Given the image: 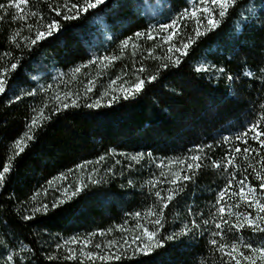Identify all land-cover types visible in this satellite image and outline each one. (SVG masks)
I'll return each instance as SVG.
<instances>
[{
	"label": "trees",
	"instance_id": "trees-1",
	"mask_svg": "<svg viewBox=\"0 0 264 264\" xmlns=\"http://www.w3.org/2000/svg\"><path fill=\"white\" fill-rule=\"evenodd\" d=\"M58 2L63 0H29L28 5L22 6L27 21L21 19L15 3L7 12L0 9V70L22 61L19 72L29 81L22 87L34 93L23 95L13 83L7 95L0 94V171L8 163V157H13V169L0 188V223L8 225L0 227V240L15 245L8 247L3 256L18 253L21 246H26L27 255L35 257L33 264L82 261L93 264L81 255L85 241H88L85 252L103 254L107 248L96 249L97 243L104 246L109 240L122 243L142 233L144 226L156 231L150 221L159 218L163 205L155 192L160 191L165 198L170 194L174 186L169 181L184 167L180 161L197 154L196 145H200L201 154L210 159L203 161L204 167L195 180L182 185L184 191L163 208L165 228L158 231L167 236L184 224L190 226L193 219L202 228L203 220L207 219V230L196 229L195 238L178 236L146 256H132L129 251L123 260L110 264H221L220 254L208 244L221 215L216 204L219 191L235 172L234 186L223 201L227 209L224 218L232 222H237L236 212L256 215L255 209L248 208L238 195H232L239 192L241 179L246 177L245 183L254 185L264 202L260 180L253 171L264 175L260 156L234 151L237 145L241 149L260 147L251 140L252 133L247 145L235 137L245 131L250 121L259 118L262 111L259 105L264 103L259 72L264 67V16H261L264 0H237L235 15H230L215 32L190 45L191 54L182 58L179 67L163 70L156 81L146 83L140 94L129 100L120 99L111 106L107 105L113 94L109 82L116 78L129 85L139 78L147 81L150 75L157 74L159 64L168 55V45L160 32L153 31L152 40L147 35L137 38L133 34L177 20L181 35L175 43L187 42L189 36L195 38L194 20H180L179 13L185 7L201 6L200 0H138L142 18H136L135 13L125 18L122 12L116 18L109 16L103 24L91 17L67 21L63 32L49 37L48 42H41L35 49L17 48L11 40L17 31L21 32L17 37L21 45L23 37L33 35L27 27L28 23L36 22L30 13L43 12L48 16V5ZM0 4L7 7L9 0H0ZM128 36H133V40L122 45L121 41ZM102 58L108 59H103L105 70L100 73L98 65ZM141 66L142 73L138 71ZM76 68L81 69L79 73L74 71ZM249 71L252 76H245ZM55 73H75L68 76L77 87L72 92L80 96L81 105L53 115L61 102L40 90ZM90 78L95 82L88 103L105 95L101 108L83 106V88ZM14 91L22 96L21 100L15 101ZM9 99L13 103H8ZM41 109L51 118L34 129L35 139L28 143L25 152L16 156L15 141L23 136L27 124L33 116H39ZM224 137L229 140L226 142ZM229 152L234 161L225 169V154ZM260 155L264 156V152ZM213 162L219 167H213ZM89 174L101 183L91 184ZM81 184L84 188L77 196L57 209L51 208L54 200L65 198L63 189L72 192ZM43 204L49 205L47 214L41 210L34 219H23L33 215V207ZM149 210L157 216H147ZM136 212L141 213L139 218ZM138 224L141 227L137 228ZM215 238L229 245L249 240L257 247L264 244V234H253L247 226L239 231L226 229L223 239ZM73 240L77 243L73 244ZM237 247L251 254L242 244ZM69 248L76 254L73 260L66 258ZM238 258L242 264H248ZM0 264H4L3 258ZM95 264L101 262L97 260Z\"/></svg>",
	"mask_w": 264,
	"mask_h": 264
},
{
	"label": "snow or ice",
	"instance_id": "snow-or-ice-1",
	"mask_svg": "<svg viewBox=\"0 0 264 264\" xmlns=\"http://www.w3.org/2000/svg\"><path fill=\"white\" fill-rule=\"evenodd\" d=\"M12 3H15V7L19 9V15L22 20L27 21L28 17L24 15V8L22 6L28 5L29 0H9V5L6 7L4 4H0V9H3L5 12L8 11V8L11 7ZM199 7H185L183 12L179 13V19H190L195 22V33L193 38L189 36L187 38V42L175 43L177 37H180V25L177 23V20H171V23H159L157 29H152L150 26L145 31H136L133 35L134 37H142L147 35L149 40L154 39L153 31H158L160 33L167 32L168 34L163 37L164 43L168 44L167 53L162 62L159 64L156 75H150L148 80L146 81L143 78H139L134 81L131 85L124 83L119 89L113 87V94L107 101V105L111 106L112 104L118 102L120 99L129 100L134 98L137 94H140L144 89L146 83L156 81L163 70L171 69L174 67H179L182 64V58L187 57L191 54L190 45L196 44L201 37H206L209 33L215 32L217 29L222 27V22L226 23L230 15H235V9L237 8V0H200ZM139 3L138 0H63V3H54L49 4L48 9L50 15L45 16L43 12L39 15L36 11H32L30 13L31 17L35 19V24L28 23L27 27L30 32L33 33L32 36L23 37L24 44L21 45L17 41V37L21 36V32L17 31L12 37L11 40L16 44L17 48H33L40 46L41 42H48L49 37H56L60 33L63 32L65 22L67 21H76L85 18H94L100 24H103L105 20L111 16L113 18L119 17L123 12L125 18L129 15L135 13L136 18H142L140 16V12L138 11ZM261 16H264V10L261 11ZM38 17V18H37ZM2 19V18H0ZM245 27H250V25H245ZM133 40V36L126 37L123 41H121L122 45H128L130 41ZM151 54V50H149ZM4 55H9V53H5ZM108 59V58H102ZM110 59L115 60V57H111ZM23 62L17 61L10 63V68L5 67L3 70H0V94L7 95L13 83L16 84V88L20 90L23 95L32 96L34 93L32 91H28L23 88L22 85H26L29 83L27 78H25L22 73L19 72V69L22 67ZM80 68L74 69L76 73L80 72ZM139 72H143L144 68L141 66L138 69ZM199 71V69H197ZM219 71L223 72V69H219ZM260 72V87L264 88V67L259 69ZM245 76H252V72H246ZM232 79V77H229ZM91 81L89 84L91 85ZM117 83L116 80L112 81V85L115 86ZM92 87H88L84 98H83V106L97 109L101 108V100L103 97L96 98L93 102L88 103V100L91 98L88 94L92 92ZM117 92L122 93L118 95ZM15 101L21 100L22 96L15 94L13 92ZM107 95V94H106ZM70 100L69 104L67 101ZM8 103H13L12 99L8 100ZM81 105L80 96L76 95L73 98L72 93H67L65 95V100L61 102L59 106H57L53 115L56 113L66 110L69 107H78ZM260 109L262 111L259 113V118L250 121L248 123L247 128L241 134H237L235 139L237 141H242L245 145L248 144L249 133H252L251 140L257 141L259 144V149L249 148L247 146L241 147L237 145L234 149L236 154H239L241 150L245 154L255 153L260 156V162L264 164V156H261L260 153L264 152V103H260ZM35 111V109H33ZM51 117L45 115L44 109H41L39 112V116H33L30 122L27 124V130L23 133V136L20 139L15 141V148L18 150L15 152L16 156H19L21 153L25 152L28 143L35 139L34 129L42 127V121L50 119ZM224 140L227 142L229 140L228 137H224ZM203 149L200 145H196L197 154L191 155L186 160H181L180 163L184 165L183 169L180 173L176 174L173 179L169 181L171 185H173V189L169 195L165 198L160 191L155 192V196L161 202L163 207L159 213V218L152 219L150 221L151 225H153L157 230H150L149 227L144 226L142 233L138 235H134L131 238L124 239L123 242L109 240L107 246L101 245L97 243L95 245L96 249H101L102 247H106L107 251L103 254H99L92 251H84V248L87 247L88 241L84 242V246L81 248L80 252L82 256H86L90 261L95 264L97 260L101 262V264H105V262L112 261H121L123 260L129 253L131 252L132 256L137 255H149L156 249L163 248L167 241L175 240L178 236L188 237L191 236L195 238L196 229L200 228L202 231H206V226L209 221L207 219L203 220V228L200 223L197 222L196 219L191 220L190 226L189 224H184L183 227L172 234L167 236H163L160 233L159 229L165 228V221L163 219L164 212L163 208H167L169 203L173 201L176 194L184 191V187L182 185L186 184L189 181H194L196 174L200 171L202 167H204L203 161L205 159H210L202 155ZM140 154H137L139 156ZM227 158V163L224 165L225 169H228L233 165L234 156L231 152L225 154ZM100 160H103L104 157H100ZM135 159V158H133ZM191 161V162H189ZM78 167H82L78 165ZM213 167H219V164L213 162ZM13 169V157H8V163H5L2 167V171H0V188H2L6 183L7 175ZM111 172V169H108ZM256 174L258 180H260L259 191L264 193V175L261 174L260 171L253 169ZM163 175V174H162ZM88 180L91 184L96 185L101 183L100 180L94 179L91 174L88 176ZM245 179H241L239 181V192H233L232 195H238L242 201H244L248 208L255 209L256 215L253 216L251 212L247 214H241L239 212L234 213L237 217V222H232L229 219H225L224 215L227 211L226 207L223 204L225 197L228 195L230 190L234 186V182L236 181V173H232V178L228 180L227 185L221 189L217 195L216 204L219 205L218 212L221 214L220 219L215 222L216 231L212 232V239L208 240V244L215 248V250L220 254L221 264H242V260L238 257H242L243 261L248 262V264H264V244L261 246H255L254 242L249 240L246 242L234 241L231 245L227 243L219 242L215 237H220L223 239L225 237V230L231 232L233 229L237 231L243 229L245 226L251 229L253 234H264V202L261 201L259 196L257 195L258 189L252 184H246ZM49 184L52 181L48 182ZM131 184L132 182L129 181ZM155 187V185H153ZM84 188V185L81 184L77 186L75 191L69 192L68 188L63 189L65 198H57L51 204L52 209H57L71 200L73 197L77 196ZM41 210L47 214L49 211V205L43 204L41 207H33L32 213L33 215L24 216V220L34 219L36 213H40ZM191 212V209H189ZM194 215L199 216V213H194ZM229 215H233V213L229 212ZM135 216L139 218L141 216L140 212H136ZM149 217H156L157 213L149 210L147 213ZM0 227H8V225H3L0 223ZM141 227V225H137V228ZM160 237V238H158ZM202 238V237H201ZM67 243V241L65 242ZM73 244L77 243L76 240L72 241ZM238 244H242L243 248L250 250V255L245 254L243 251H240L237 247ZM15 247L11 241L0 240V258L4 259V264H33L35 257H29L27 255L26 246H21L20 251L18 253L8 254L6 257L3 256V253L7 251L8 247ZM60 245H57L59 247ZM115 248L116 251H112ZM229 248L231 250H229ZM68 256L66 257L68 260H73L76 256L74 250L72 248L68 249ZM23 254V255H22ZM49 260L52 259L51 256L48 257ZM83 264V261L81 262Z\"/></svg>",
	"mask_w": 264,
	"mask_h": 264
},
{
	"label": "rangeland",
	"instance_id": "rangeland-1",
	"mask_svg": "<svg viewBox=\"0 0 264 264\" xmlns=\"http://www.w3.org/2000/svg\"><path fill=\"white\" fill-rule=\"evenodd\" d=\"M168 33L167 32H165V33H160L159 34V36H161L162 38L165 36V35H167ZM163 41H164V39H163ZM175 42V41H174ZM164 44H166V43H164ZM166 45H168V44H166ZM169 46V45H168ZM102 62L101 63H99V64H101V65H98V67L100 68L101 67V69H99L100 70V73L101 72H104V70H105V68H102L103 67V59L101 60ZM69 73H71V72H69ZM63 74V73H55V74H53V75H51V82L46 86V87H43L41 90H40V92L42 93V94H51L52 95V98L56 101V102H63L64 100H65V95L67 94V93H72L73 94V98H74V96H75V93L74 92H72V90H73V88H74V90L77 88L75 85H73L72 84V81L70 80L69 81V79H70V77L72 76V75H74V74ZM100 73H98V74H100ZM68 75H71L70 77L68 76ZM99 77H100V75H99ZM104 79V78H103ZM114 80H116L117 81V83H116V85L115 86H113L112 85V81L111 82H109V84H108V88H109V90H111V91H113V87H115L116 89H119V87L123 84L122 83V79H114ZM92 82L91 83V85L89 84V82ZM104 81H106V79H104ZM94 82H95V79H92V78H90V79H88V82H86V86H84V88H83V90H84V94H85V92H86V90H87V88L88 87H92L93 85H94ZM70 88V89H69ZM81 92V91H80ZM117 93H119V92H117ZM90 94V93H89ZM104 96L105 95H103L102 97L104 98ZM68 101H70V100H68Z\"/></svg>",
	"mask_w": 264,
	"mask_h": 264
}]
</instances>
